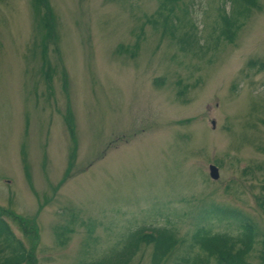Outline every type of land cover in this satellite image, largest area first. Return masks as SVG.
Listing matches in <instances>:
<instances>
[{"label":"rangeland","instance_id":"1","mask_svg":"<svg viewBox=\"0 0 264 264\" xmlns=\"http://www.w3.org/2000/svg\"><path fill=\"white\" fill-rule=\"evenodd\" d=\"M167 7L0 0V208L35 228L1 215L20 264L91 261L138 226L237 233L200 215L210 203L264 232V0ZM185 243L153 263L142 239L126 264H175Z\"/></svg>","mask_w":264,"mask_h":264},{"label":"trees","instance_id":"2","mask_svg":"<svg viewBox=\"0 0 264 264\" xmlns=\"http://www.w3.org/2000/svg\"><path fill=\"white\" fill-rule=\"evenodd\" d=\"M175 1L161 0V9L171 10L167 6H170ZM233 1L236 2V0ZM234 12L238 14L240 10L237 9ZM158 15L162 16V21H166L168 18L162 12ZM222 21L224 25L230 22L229 17L226 16L222 18ZM189 27L191 30L194 29V25L192 24H189ZM169 32L172 34L171 31ZM50 33L52 36V31ZM178 41L182 50H188L193 39L191 37L189 39V35L184 34ZM40 50L42 57H44L45 48L42 46ZM6 212L16 219L26 236L27 233L33 235L35 228L31 226L32 229H28L27 231V221L25 223L23 217L14 215L10 211L5 210V208H0V241L7 252L4 255L0 254V264H20L23 261H27V250L21 245L19 239L14 237L2 218L1 215ZM200 215L218 220L227 219L234 221L237 233L230 234L225 231H212L209 224H199L192 229L188 239H186L175 235L172 228L168 226H138L128 233L119 248H112L99 258L91 261H81L79 264H126L142 239L152 244L151 261L153 263L165 255L164 253H167L168 250L171 251L173 248L180 246L182 242H186L182 247V250L185 249V251L182 255L178 256L175 264H207L210 257L214 264H251L247 259L249 250L253 248L256 242H260L259 262L260 264H264V232L257 238L259 233H257L256 226L249 217L241 214L234 207L217 203H210L207 208L202 210ZM0 251H2L1 247Z\"/></svg>","mask_w":264,"mask_h":264},{"label":"water","instance_id":"3","mask_svg":"<svg viewBox=\"0 0 264 264\" xmlns=\"http://www.w3.org/2000/svg\"><path fill=\"white\" fill-rule=\"evenodd\" d=\"M208 172H209V175L213 178H215L217 176V168L215 165L213 164H209L208 165Z\"/></svg>","mask_w":264,"mask_h":264},{"label":"bare ground","instance_id":"4","mask_svg":"<svg viewBox=\"0 0 264 264\" xmlns=\"http://www.w3.org/2000/svg\"><path fill=\"white\" fill-rule=\"evenodd\" d=\"M37 236H38V235H36V237H37ZM36 237H35V238H36Z\"/></svg>","mask_w":264,"mask_h":264}]
</instances>
